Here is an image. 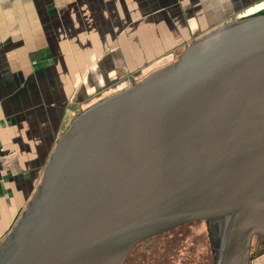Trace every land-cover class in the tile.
<instances>
[{
  "label": "water",
  "instance_id": "95a60500",
  "mask_svg": "<svg viewBox=\"0 0 264 264\" xmlns=\"http://www.w3.org/2000/svg\"><path fill=\"white\" fill-rule=\"evenodd\" d=\"M264 242V13L89 104L56 139L0 264H250Z\"/></svg>",
  "mask_w": 264,
  "mask_h": 264
},
{
  "label": "crops",
  "instance_id": "0c3cea01",
  "mask_svg": "<svg viewBox=\"0 0 264 264\" xmlns=\"http://www.w3.org/2000/svg\"><path fill=\"white\" fill-rule=\"evenodd\" d=\"M132 7L137 13L131 20L138 26L129 34L134 42L118 39L113 47L95 57L98 78L101 76L103 83L91 81V72H87L85 77L89 86L75 83L79 104L96 96L99 98L104 90L116 87L109 93L112 94L128 86L129 80H137L140 74L147 76L152 72L151 68L147 70V66L154 60L158 59V63H162L164 58V62L168 63L176 60L179 47L184 48L204 33L205 26H212L226 18L234 20L264 12V0H151L149 8L137 11L133 4ZM100 46H106V43ZM50 59L43 58L44 61ZM53 77L49 75V80L45 81L48 79L45 76V85H50L53 80L60 83L64 75L56 73ZM76 79L78 75H75ZM59 88L54 85L46 90L41 87L34 89L30 100L21 99V102H29L32 111L18 118V123L10 119L0 124V240L34 193L46 159L56 139L68 125L64 119L68 97L63 95L65 90L59 91ZM57 93L59 95L54 96ZM257 244L258 252L250 264H264V242L258 241Z\"/></svg>",
  "mask_w": 264,
  "mask_h": 264
},
{
  "label": "rangeland",
  "instance_id": "374dc122",
  "mask_svg": "<svg viewBox=\"0 0 264 264\" xmlns=\"http://www.w3.org/2000/svg\"><path fill=\"white\" fill-rule=\"evenodd\" d=\"M132 4L139 11L149 8L151 0H0V124L10 119L18 123V118L32 111L29 102H21V99L30 100L31 92L39 87L46 90L58 85L60 88L57 90H65L63 95L68 97V104L64 119L68 124L89 104L117 89L104 90L99 98L96 96L84 104H79L75 95L76 82L78 86L81 83L89 86L85 77L87 72H91V81L103 83L101 76L98 78L95 57L113 47L118 39L134 42L129 34L138 26L131 20L137 13ZM228 20L232 21L226 18L205 26L204 33L199 36ZM102 43L106 46H100ZM184 48L180 46L178 53ZM45 56L51 59L44 61ZM164 59L162 63H158V59L150 62L147 70L151 68L150 71H154L158 65L164 66L168 63ZM48 70L50 74L46 75ZM56 73L64 75L61 82L53 80L50 85H45L44 77L48 81L49 75L53 79ZM75 75H78L76 80ZM143 77L144 74H140L137 80L132 81ZM258 241L263 242L257 238L252 241L250 263L258 252Z\"/></svg>",
  "mask_w": 264,
  "mask_h": 264
},
{
  "label": "flooded vegetation",
  "instance_id": "af4514ba",
  "mask_svg": "<svg viewBox=\"0 0 264 264\" xmlns=\"http://www.w3.org/2000/svg\"><path fill=\"white\" fill-rule=\"evenodd\" d=\"M134 251H135V250H134ZM134 251H133V252H134ZM133 252H131V254H132ZM131 254L129 255V257L131 256ZM129 257H128V259L126 260V263H127V261L129 260ZM126 263H125V264H126Z\"/></svg>",
  "mask_w": 264,
  "mask_h": 264
}]
</instances>
